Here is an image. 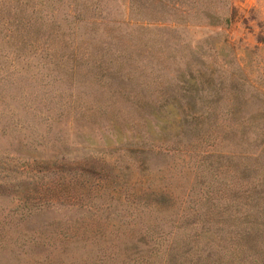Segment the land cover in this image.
<instances>
[{
	"label": "rangeland",
	"instance_id": "rangeland-1",
	"mask_svg": "<svg viewBox=\"0 0 264 264\" xmlns=\"http://www.w3.org/2000/svg\"><path fill=\"white\" fill-rule=\"evenodd\" d=\"M184 1L0 0V264H264V0Z\"/></svg>",
	"mask_w": 264,
	"mask_h": 264
},
{
	"label": "trees",
	"instance_id": "trees-1",
	"mask_svg": "<svg viewBox=\"0 0 264 264\" xmlns=\"http://www.w3.org/2000/svg\"><path fill=\"white\" fill-rule=\"evenodd\" d=\"M176 4H178V5H189V3L188 2H186V1H184V0H179V2H175V5ZM173 7H175L174 6V4H173ZM225 22H226V24L229 26L230 24H231V19L229 18V17H227L226 19H225Z\"/></svg>",
	"mask_w": 264,
	"mask_h": 264
}]
</instances>
